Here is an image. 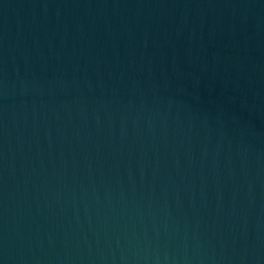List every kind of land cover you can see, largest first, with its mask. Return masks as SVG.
<instances>
[{"label":"water","instance_id":"water-1","mask_svg":"<svg viewBox=\"0 0 264 264\" xmlns=\"http://www.w3.org/2000/svg\"><path fill=\"white\" fill-rule=\"evenodd\" d=\"M0 264H264V0H0Z\"/></svg>","mask_w":264,"mask_h":264}]
</instances>
